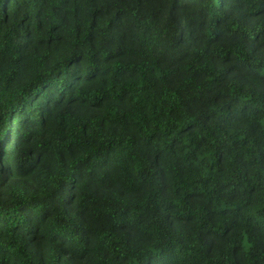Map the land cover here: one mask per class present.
Here are the masks:
<instances>
[{
	"label": "trees",
	"instance_id": "obj_1",
	"mask_svg": "<svg viewBox=\"0 0 264 264\" xmlns=\"http://www.w3.org/2000/svg\"><path fill=\"white\" fill-rule=\"evenodd\" d=\"M0 264H264V0H0Z\"/></svg>",
	"mask_w": 264,
	"mask_h": 264
}]
</instances>
